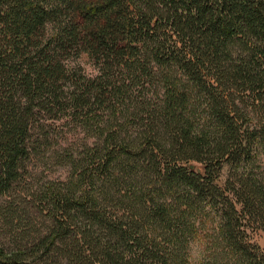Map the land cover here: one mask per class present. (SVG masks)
Segmentation results:
<instances>
[{
	"label": "trees",
	"instance_id": "obj_1",
	"mask_svg": "<svg viewBox=\"0 0 264 264\" xmlns=\"http://www.w3.org/2000/svg\"><path fill=\"white\" fill-rule=\"evenodd\" d=\"M66 51L87 52L101 74L65 95ZM114 70L121 82L103 87ZM154 71L163 105L144 110L140 136L109 131L89 147L68 191L39 198L54 220L46 235L0 243V264L52 252L65 264H191L192 242L199 264H264L252 238L264 230V0H0V193L33 109L90 110Z\"/></svg>",
	"mask_w": 264,
	"mask_h": 264
},
{
	"label": "rangeland",
	"instance_id": "obj_2",
	"mask_svg": "<svg viewBox=\"0 0 264 264\" xmlns=\"http://www.w3.org/2000/svg\"><path fill=\"white\" fill-rule=\"evenodd\" d=\"M83 53V52H82ZM76 52H64L60 61L64 65L66 77L58 84L65 91V95L74 90V84L81 77L91 79L86 75V65L98 67L95 58L82 57ZM141 61V60H140ZM142 63V62H140ZM114 74L103 82V87H116L123 74L114 70ZM138 73L136 72L135 75ZM161 72H146L135 78L130 84L117 92L105 93L104 101L86 108H65L49 112L46 107L33 113L26 119L27 131L23 137L26 154L18 160V172L12 177L9 186L0 193V243L6 249L18 247L30 248L38 243L49 231L54 223L51 206L45 207L40 197H52L56 190L68 191L69 178L74 175L78 166L87 165L92 160L89 147L101 148V141L106 134L118 132V137L136 139L150 120L144 110L153 111L162 106L164 82ZM88 84V83H87ZM89 84V87L92 86ZM128 84V85H127ZM82 87V86H81ZM98 83L90 94L96 93ZM79 91V89H75ZM88 94V92H85ZM99 93V92H97ZM102 97V96H101ZM17 98V97H15ZM19 99V98H18ZM17 99V100H18ZM25 107V100L19 101ZM37 102L34 104L36 105ZM124 103V104H123ZM47 109V110H45ZM127 109V110H126ZM194 116L202 113V106L191 107ZM88 110V111H87ZM75 111V112H74ZM136 153L138 151H135ZM136 159V157H135ZM228 173V166L223 167V179ZM98 183V182H97ZM100 183L97 184V187ZM79 223L82 219L78 218ZM253 241L264 251V230L256 229L252 232ZM191 264H199L201 260V246L192 242L189 247ZM49 259V260H48ZM39 264L54 262L65 264V259L50 253L39 259Z\"/></svg>",
	"mask_w": 264,
	"mask_h": 264
},
{
	"label": "clouds",
	"instance_id": "obj_3",
	"mask_svg": "<svg viewBox=\"0 0 264 264\" xmlns=\"http://www.w3.org/2000/svg\"><path fill=\"white\" fill-rule=\"evenodd\" d=\"M48 25L47 23L45 24V29H47ZM89 54L87 52H83L81 54L82 57H87ZM87 68V72L86 75L91 78V79H95L97 76H99L101 74L100 68L99 67H95L93 65H86L85 66ZM67 87L65 88V91H67ZM262 246H264V242H261Z\"/></svg>",
	"mask_w": 264,
	"mask_h": 264
}]
</instances>
